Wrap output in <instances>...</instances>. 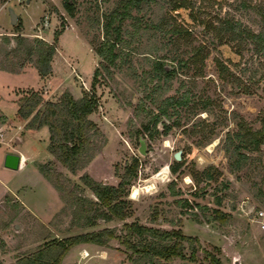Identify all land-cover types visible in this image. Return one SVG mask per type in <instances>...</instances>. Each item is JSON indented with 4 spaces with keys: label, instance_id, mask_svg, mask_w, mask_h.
I'll use <instances>...</instances> for the list:
<instances>
[{
    "label": "rangeland",
    "instance_id": "1",
    "mask_svg": "<svg viewBox=\"0 0 264 264\" xmlns=\"http://www.w3.org/2000/svg\"><path fill=\"white\" fill-rule=\"evenodd\" d=\"M66 1L0 0V8L10 4L24 15V31L30 32L37 21L34 32L21 42L8 38L14 34L0 33V62L13 69L35 64L37 40L53 42L55 30L61 29L55 42L56 75L44 81L41 91H48V97L43 100H57L65 91L75 97L93 94L97 105L89 116L98 129L94 139L101 145L97 152L92 146L86 150V164L76 173L52 153L35 162L38 170L39 164H47L62 191L40 170L8 171L12 186H32L26 193L42 221L15 196L0 201V264H14L58 240L104 228L115 229L116 235L104 244H74L58 264H211L208 252L223 264H264V215L257 217L264 211V48L258 49L252 37H238L224 28L229 19L238 21L244 32L258 33L264 28V0H141L122 22L123 40L110 74L99 65L96 47L106 15L122 0H69L70 11ZM4 16L10 20L9 12L2 11L0 23ZM172 28H181V33ZM158 60L169 74L157 75ZM183 94L188 96L186 104L166 106L170 117L160 112L164 99ZM5 111L15 119L13 107ZM165 124L170 125L167 130ZM140 137L146 140L145 154L139 151ZM255 138L262 140L258 147ZM176 151L180 159H175ZM134 157L139 161L137 173L126 190L132 214L125 220L180 229L193 238L196 260H150L122 243L124 220H105L95 212L90 214L93 221L86 223L77 210L79 197L97 201L82 174L117 184ZM176 161L181 165L173 171ZM134 186L140 193L133 197ZM184 242L189 255L191 241Z\"/></svg>",
    "mask_w": 264,
    "mask_h": 264
},
{
    "label": "trees",
    "instance_id": "2",
    "mask_svg": "<svg viewBox=\"0 0 264 264\" xmlns=\"http://www.w3.org/2000/svg\"><path fill=\"white\" fill-rule=\"evenodd\" d=\"M141 0H122L120 7L114 8L106 15L103 22V38L96 47L101 65L109 74L111 70L109 66L115 64L118 56V47L123 40L121 32L122 22L125 18L131 17L133 7L140 6ZM66 8L70 11L72 4L69 0L65 2ZM16 40L21 42L26 36H23L20 31V22L17 21L14 25ZM225 30L232 31L235 36L241 37L247 35L255 39L258 49L264 48V28L258 33H253L250 30H244L238 21L225 20ZM181 28H172L174 33L180 34ZM62 33L61 29L54 32L53 42L39 39L40 44L38 61L35 63L38 72L41 76H46L52 71V58L56 51L55 42ZM246 33V34H245ZM18 50V49H16ZM13 52H16L15 49ZM182 59L179 65H182ZM7 67V66H5ZM157 75L161 73L169 74L167 66L160 60L156 62ZM99 69L96 68L93 75V83L97 82ZM29 94H23L19 98L18 113L29 118L26 127L36 128L46 125L49 129L48 150L53 154L57 161L70 172L76 173L82 169L87 158L86 150L92 146L93 152H97L100 143L94 139V134L98 133L95 127V122L90 118V114L94 111L97 105V99L93 94L85 93L81 97H75L69 91H65L57 100H43L42 95L36 90H28ZM188 101L187 94L181 96L167 97L164 99V106H160V112L170 117L166 106L171 104L182 105ZM158 117L154 118L153 125H156ZM178 123V122H175ZM170 127L165 124V130ZM255 146L258 147L261 138H255ZM240 146L237 145L238 149ZM92 152V153H93ZM88 155H91L88 154ZM138 158L134 157L132 162L126 166L123 172L119 175L117 184H107L93 179L89 174L84 173L80 177L84 183L90 188L91 192L96 196L97 201L90 200L86 197H79L76 200L77 210L83 215L86 223L92 222L91 213L96 212L105 220L113 218L122 219L123 229L125 234L122 236V243L131 249L134 253H141L144 257L152 260L154 257L164 258L166 260L180 257L188 258L191 261L196 260V247L192 244V237L184 235L180 229H160L157 227L147 226L137 222L136 220H125L130 217V203L126 198L127 185L137 173ZM181 165V162L176 161L171 165L172 170L176 171ZM40 172L54 186L62 191L61 184L54 178L52 170L45 163L39 164ZM84 203H88L87 207ZM87 207V208H86ZM115 229L104 228L92 232H84L74 236L66 237L63 240H58L52 243L49 247L40 249L34 255L22 256L14 264H58L66 251L74 244L81 242H91L104 244L107 238L115 236ZM133 236H137V240H133ZM150 236V238L148 237ZM191 241L190 254L184 252L185 240ZM211 264H223L217 257L211 253H207Z\"/></svg>",
    "mask_w": 264,
    "mask_h": 264
},
{
    "label": "crops",
    "instance_id": "3",
    "mask_svg": "<svg viewBox=\"0 0 264 264\" xmlns=\"http://www.w3.org/2000/svg\"><path fill=\"white\" fill-rule=\"evenodd\" d=\"M31 1L28 3L30 4ZM8 6L6 8H0V13L2 11L4 14L7 15L9 12ZM25 11V8H22V11ZM43 12V11H42ZM25 14V12H24ZM40 13L39 15H41ZM10 16V15H9ZM17 21L20 22V33L23 36H30L34 32V27L30 32L24 31L25 26V18L22 14H17ZM11 20V19H10ZM6 19L4 16L3 21L0 23V33L1 35L4 34H14L16 35L17 32L15 31V27L11 21ZM41 29V28H40ZM47 29H41V32H45ZM3 31V32H1ZM46 33V32H45ZM61 35V34H60ZM0 36V48L3 47L1 45V41L3 38ZM11 41L15 40L13 37H8ZM3 43V42H2ZM8 47V46H7ZM58 48V47H57ZM10 50V49H9ZM58 55L55 52L52 59V72L46 76H41L38 72V69L35 64L33 63H25L18 69H13L11 67H5V63L0 62V201L7 196L12 195L17 197L19 201L23 204L24 208L27 210H32L36 217H38L41 221L40 212L37 211L29 202L28 195L26 193L27 188L31 187L30 185H21L19 187L12 186L11 180L8 175L11 176L9 170L17 171L21 167L30 169V171L34 172L39 171L36 166L35 162L42 161L43 157H51V152L48 149L43 150V148H47L49 143V129L46 125L41 127L31 128L26 127V123L29 121V118H24L18 113L19 107V98L24 94L27 90H36L38 91L42 97L47 96V92L45 94L41 91V87L45 80L49 83L51 82L52 78L56 75L54 69V58ZM64 63L69 66L68 61L66 58L63 57ZM6 60V57L4 58ZM78 69V68H77ZM76 69V70H77ZM93 72V71H92ZM92 72L90 76L92 75ZM65 76V75H63ZM53 89V86H52ZM80 93V91H79ZM48 97V96H47ZM45 100V99H44ZM13 107L15 111V119H11L8 117L5 108ZM4 116V119H2ZM15 139L16 143H11V139ZM43 147V148H42ZM7 152H17L19 154L25 156V160L22 164V157L19 164V168L12 169L4 165V157ZM40 172V171H39ZM41 173V172H40ZM8 174V175H6ZM57 192V191H56ZM60 203L58 204L57 208H60ZM31 212V211H30ZM54 210L49 212L47 220H50ZM33 214V213H32ZM33 214V215H35ZM239 264H241L239 262Z\"/></svg>",
    "mask_w": 264,
    "mask_h": 264
},
{
    "label": "water",
    "instance_id": "4",
    "mask_svg": "<svg viewBox=\"0 0 264 264\" xmlns=\"http://www.w3.org/2000/svg\"><path fill=\"white\" fill-rule=\"evenodd\" d=\"M8 10H9L11 23L15 24L17 22V17H18L17 13L12 6H9ZM139 151L144 154L147 153V144L144 137H140ZM174 157L175 159H180L181 158L180 151H176ZM20 161H21V154L17 152H7L5 154L4 165L9 168L12 169L19 168Z\"/></svg>",
    "mask_w": 264,
    "mask_h": 264
},
{
    "label": "bare ground",
    "instance_id": "5",
    "mask_svg": "<svg viewBox=\"0 0 264 264\" xmlns=\"http://www.w3.org/2000/svg\"><path fill=\"white\" fill-rule=\"evenodd\" d=\"M215 144H216V140H215L213 143H211V144L209 145V147L212 149V147H213ZM21 157H22V159H24V156H23V155H22ZM139 193H140V187H138V186H134L133 189H132V196L134 197V196L138 195ZM86 254H87V253H84V256H86Z\"/></svg>",
    "mask_w": 264,
    "mask_h": 264
},
{
    "label": "built area",
    "instance_id": "6",
    "mask_svg": "<svg viewBox=\"0 0 264 264\" xmlns=\"http://www.w3.org/2000/svg\"><path fill=\"white\" fill-rule=\"evenodd\" d=\"M264 215V211L263 210H259L257 212V217L259 219H262V216ZM260 226L264 229V222L261 220ZM93 264H97V263H93Z\"/></svg>",
    "mask_w": 264,
    "mask_h": 264
}]
</instances>
